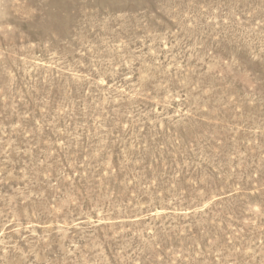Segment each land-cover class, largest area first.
<instances>
[{
    "label": "rangeland",
    "instance_id": "rangeland-1",
    "mask_svg": "<svg viewBox=\"0 0 264 264\" xmlns=\"http://www.w3.org/2000/svg\"><path fill=\"white\" fill-rule=\"evenodd\" d=\"M0 264H264V0H0Z\"/></svg>",
    "mask_w": 264,
    "mask_h": 264
}]
</instances>
